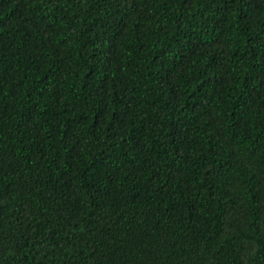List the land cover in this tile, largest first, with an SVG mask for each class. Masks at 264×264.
<instances>
[{"label": "trees", "instance_id": "trees-1", "mask_svg": "<svg viewBox=\"0 0 264 264\" xmlns=\"http://www.w3.org/2000/svg\"><path fill=\"white\" fill-rule=\"evenodd\" d=\"M0 264H264V0H0Z\"/></svg>", "mask_w": 264, "mask_h": 264}]
</instances>
